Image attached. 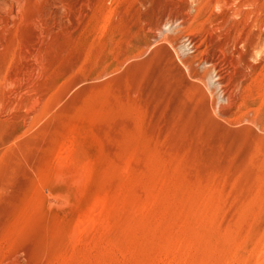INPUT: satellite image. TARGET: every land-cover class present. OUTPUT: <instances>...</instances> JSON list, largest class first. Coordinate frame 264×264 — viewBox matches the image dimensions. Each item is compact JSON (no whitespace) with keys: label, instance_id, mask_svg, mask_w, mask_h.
I'll return each instance as SVG.
<instances>
[{"label":"rangeland","instance_id":"rangeland-1","mask_svg":"<svg viewBox=\"0 0 264 264\" xmlns=\"http://www.w3.org/2000/svg\"><path fill=\"white\" fill-rule=\"evenodd\" d=\"M0 264H264V0H0Z\"/></svg>","mask_w":264,"mask_h":264},{"label":"bare ground","instance_id":"bare-ground-1","mask_svg":"<svg viewBox=\"0 0 264 264\" xmlns=\"http://www.w3.org/2000/svg\"><path fill=\"white\" fill-rule=\"evenodd\" d=\"M192 43H191V41H190V45H191ZM220 78V77H219ZM219 78L218 77H216L214 80H212L213 82H214V84L216 83V84H218V85H220L219 83Z\"/></svg>","mask_w":264,"mask_h":264}]
</instances>
